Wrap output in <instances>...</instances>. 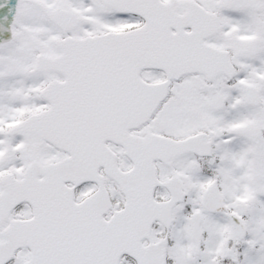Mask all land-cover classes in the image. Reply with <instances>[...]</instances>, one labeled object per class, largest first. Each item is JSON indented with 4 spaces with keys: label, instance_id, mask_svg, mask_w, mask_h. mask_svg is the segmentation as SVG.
<instances>
[{
    "label": "snow or ice",
    "instance_id": "6c2138e0",
    "mask_svg": "<svg viewBox=\"0 0 264 264\" xmlns=\"http://www.w3.org/2000/svg\"><path fill=\"white\" fill-rule=\"evenodd\" d=\"M0 264H264V0H0Z\"/></svg>",
    "mask_w": 264,
    "mask_h": 264
}]
</instances>
